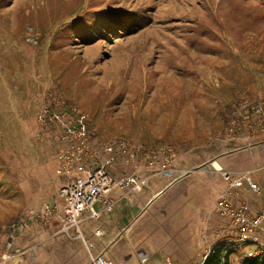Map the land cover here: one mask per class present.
Listing matches in <instances>:
<instances>
[{
  "label": "rangeland",
  "instance_id": "rangeland-1",
  "mask_svg": "<svg viewBox=\"0 0 264 264\" xmlns=\"http://www.w3.org/2000/svg\"><path fill=\"white\" fill-rule=\"evenodd\" d=\"M257 8L264 0H0V264H91L98 253L114 264H201L232 236L213 212L228 188L222 171L251 172L259 192L245 183L236 197L263 210L264 136L228 135L236 110L264 99ZM85 11L119 14L101 32L60 38ZM50 96L79 107L94 141L169 146L180 170L80 229L26 223L63 205L60 135L38 121ZM241 249L228 250L235 262Z\"/></svg>",
  "mask_w": 264,
  "mask_h": 264
},
{
  "label": "built area",
  "instance_id": "built-area-1",
  "mask_svg": "<svg viewBox=\"0 0 264 264\" xmlns=\"http://www.w3.org/2000/svg\"><path fill=\"white\" fill-rule=\"evenodd\" d=\"M38 121L41 125L53 127L60 135L56 173L64 182L59 190L63 205L44 204L39 212L27 217L26 223L35 220L51 224L58 220L66 232L80 229L84 221L99 220L104 213L113 212L130 193L142 192L153 175L141 178L138 171L147 169L170 179L178 172L174 168L177 153L169 146L146 145L126 138H115L103 144L94 141L79 107L61 98L50 96L38 115ZM228 135L233 140H257L264 136V99L244 111L236 110L229 121ZM113 166L121 168L110 171ZM129 169L133 172L129 173ZM222 176L228 188L219 196L213 212L228 220L236 235L222 245L232 250L250 246L246 257L255 259L264 250V242L259 239V234L264 232V209L255 211L246 202L238 201L236 196L237 190L245 183L255 192H259V187L251 179V172L238 176L222 171ZM115 190L124 195L112 198ZM85 213H88L86 218L83 217ZM19 223L25 226L23 220ZM102 233L100 229L95 231L97 236ZM91 258V264H114L102 253ZM147 261L143 259L142 263ZM166 264L172 263L168 261Z\"/></svg>",
  "mask_w": 264,
  "mask_h": 264
},
{
  "label": "trees",
  "instance_id": "trees-1",
  "mask_svg": "<svg viewBox=\"0 0 264 264\" xmlns=\"http://www.w3.org/2000/svg\"><path fill=\"white\" fill-rule=\"evenodd\" d=\"M256 10V12H259L261 17H263L260 18V20L263 21L264 8H257ZM70 13V11L67 12L68 15ZM87 13L88 11L83 12L81 17L75 20V22H72L68 26L62 28V30L59 32V37L61 38L63 35H65L67 40H71L75 35L89 36L95 30L101 32V29H103V27H101L102 23H105V25L107 24V26H112V19L116 18L118 16L117 14H119H111L110 12H93L92 14ZM125 19L127 18L124 17L122 21H125ZM101 143L103 144V142ZM241 254L244 256V259L240 262V264H264V250H262L260 255L255 259H248L246 257L247 252L243 248L241 249ZM237 257V253L226 250L225 246H217L210 252L208 257L202 261V264H235Z\"/></svg>",
  "mask_w": 264,
  "mask_h": 264
},
{
  "label": "crops",
  "instance_id": "crops-1",
  "mask_svg": "<svg viewBox=\"0 0 264 264\" xmlns=\"http://www.w3.org/2000/svg\"><path fill=\"white\" fill-rule=\"evenodd\" d=\"M175 168V167H174ZM176 170H180L179 168H175ZM130 172H133V170L132 169H129V173ZM137 174L141 177V178H146V177H148V176H150V175H153V178H151L150 180H152V179H155L156 177H164V176H162V175H160V174H157V173H153V172H150L149 170H147V169H142V170H140V171H138L137 172ZM150 180H148V182L150 181ZM171 187V186H170ZM169 187V188H170ZM116 191V190H115ZM114 191V192H115ZM118 191H120V190H118ZM113 192V193H114ZM121 192V191H120ZM157 194V193H156ZM155 194V195H156ZM162 194V193H161ZM161 194H157L156 195V197H155V195L154 196H151L150 198H149V200L147 201V203H149L151 200L153 201L155 198H158ZM113 195V194H112ZM112 197V196H111ZM113 198V197H112ZM115 199V198H114ZM118 199V198H117ZM253 210H255V211H257L256 209H253ZM231 232V238H235V234L232 232V231H230ZM228 238H229V235H228ZM224 242V241H223ZM223 242H221V244L223 243ZM251 247L250 246H247V247H245L244 248V250L246 251V250H248V249H250ZM227 249H229V248H227ZM235 264H240V262H235Z\"/></svg>",
  "mask_w": 264,
  "mask_h": 264
},
{
  "label": "water",
  "instance_id": "water-1",
  "mask_svg": "<svg viewBox=\"0 0 264 264\" xmlns=\"http://www.w3.org/2000/svg\"><path fill=\"white\" fill-rule=\"evenodd\" d=\"M211 165V162H209V163H206V164H204V165H202V166H200V167H197V168H195V170H194V172H205V171H207L208 170V165ZM171 186V185H170ZM170 186H168L166 189H168ZM161 194V193H160ZM159 195V194H158ZM157 195V196H158Z\"/></svg>",
  "mask_w": 264,
  "mask_h": 264
}]
</instances>
